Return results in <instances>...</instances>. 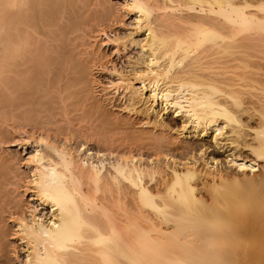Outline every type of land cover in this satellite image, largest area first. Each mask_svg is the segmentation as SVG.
Returning <instances> with one entry per match:
<instances>
[{"label": "bare ground", "instance_id": "obj_1", "mask_svg": "<svg viewBox=\"0 0 264 264\" xmlns=\"http://www.w3.org/2000/svg\"><path fill=\"white\" fill-rule=\"evenodd\" d=\"M114 3L0 0V264L258 260L264 0H124L128 33L110 36ZM99 33L137 47L127 66L107 67ZM107 68L125 116L97 97ZM74 121L102 146L73 148ZM14 129L26 176L1 149Z\"/></svg>", "mask_w": 264, "mask_h": 264}, {"label": "rangeland", "instance_id": "obj_2", "mask_svg": "<svg viewBox=\"0 0 264 264\" xmlns=\"http://www.w3.org/2000/svg\"><path fill=\"white\" fill-rule=\"evenodd\" d=\"M95 1V0H94ZM93 1V2H94ZM110 1H112L115 5H116V7L118 6L117 4H118V2H119V4H121V5H119L122 9H123V4H124V0H110ZM88 2H90V4H92L93 2H91L90 0H88ZM118 6V7H119ZM92 7V6H91ZM93 7H94V5H93ZM117 7V8H118ZM119 7V8H120ZM120 8V10H121V12H120V10L118 11V13H120L118 16H116V18L113 20L114 22H110L111 23V27H113L112 29L113 30H111V27L109 28V30H111V31H109V32H111V33H109L110 34V36H113V35H115L117 32L119 33V34H121V35H124V34H126V33H128L127 31L129 30V27H130V24H131V22H132V19H133V17L131 16L130 17V15L129 16H127V14L125 13V11L124 10H122ZM125 14H126V16H125ZM117 15V14H116ZM123 22H122V21ZM118 22V23H116V22ZM120 21V22H119ZM117 31V32H116ZM113 32V33H112ZM102 33H99V34H97L95 37H96V40L93 38L92 40L94 41L95 40V45L100 49V51H102V53H104V52H107V53H105L107 56L106 57H108V59L107 58H104V61L105 62H107V67L108 68H111L112 67V65L113 64H119L118 66L119 67H121V66H123L124 64H126V66H127V63H128V57L129 56H134L135 55V53L137 52V47L135 46H130V48L128 47V49L125 51V50H121L122 52H119V54H117V52H116V48H115V45L113 46V44H109V43H107V38L105 37V35L104 36H102L101 35ZM106 40V41H105ZM105 42V43H104ZM98 43V44H97ZM114 52V53H113ZM116 52V53H115ZM113 53V54H112ZM127 53V54H126ZM130 53V55H128ZM109 54V55H108ZM117 54V55H116ZM125 55H127V56H125ZM122 56H124L123 58H121ZM105 59H107V60H105ZM114 61V62H112V61ZM109 62V63H108ZM127 62V63H126ZM111 66V67H110ZM125 67V66H124ZM107 68V71H106V69H103V71H102V69L101 70H97L96 72H95V75L97 76H95V78H97L96 80H97V82H98V84H96V86H97V88H95V89H97L96 91H97V97H99V98H101V99H105V104H107V103H109V105L107 104V108L108 107H110L109 109L110 110H112V109H114V110H116V111H119L120 110V108H119V106L118 105H122L123 103H124V101L122 100V96H119L118 97V95H115V94H113V92L114 91H112V90H110V89H106V88H104V87H107L108 86V84L111 82V80L113 81V80H116L115 78V76L114 75H112L111 74V70H109ZM111 74V75H110ZM101 83V84H100ZM99 91V92H98ZM101 91V92H100ZM111 92V93H110ZM113 96V97H112ZM107 97H112V101H109L108 102V99H107ZM121 98V99H120ZM116 101H117V103H116ZM112 103V104H111ZM116 103V104H115ZM119 109H118V108ZM115 108H117V109H115ZM115 111V112H116ZM121 111V110H120ZM117 112V114H120L121 115V117H122V115L123 116H125L126 115V113H124L123 111H121V112ZM168 118H171L170 116H167ZM179 120V119H178ZM177 120V121H178ZM77 123V124H76ZM80 123V124H79ZM73 124H75V125H73L72 126V128L71 129H69L68 131H67V134L68 133H71V134H68V136H69V140H70V143H68V144H70L71 146H73V148H76V146H79L81 143H84V142H86V141H88L90 138H86L87 136H85L83 133H81V132H77V133H72L73 131H72V129L73 130H75V129H78V131L80 130V129H82L81 127L82 126H86L87 127V125L85 124V123H83V122H78V121H74V123ZM83 124V125H82ZM80 127V128H79ZM86 127H84V128H86ZM75 128V129H74ZM83 128V129H84ZM9 129H11L10 127H9ZM11 130H13V129H11ZM84 130H86V129H84ZM83 130V131H84ZM72 131V132H71ZM80 131H82V130H80ZM14 132V134H13V140L15 139L16 141H13L11 138H12V136H11V134ZM11 134L9 133L8 135H9V137H11L10 139L7 137V143L6 142H3L2 143V147L3 148H1L2 150L4 149V148H7L8 150H5V154H6V152L8 151L9 153L11 152V154H12V152H14L15 154H16V158H17V160L19 161V164H21L20 162H22V164L23 165H19L21 168H20V171H21V173L23 174V172H24V174H23V176H26V174H25V172H28L27 171V169H28V167L27 166H25V159L29 156V154H31V152L33 151V148L29 145V146H26V145H23L24 144V142H25V140H23L21 137H25V136H22V134L23 133H20L19 134V136H18V132H17V134L15 133V129H14V131H13ZM74 132H76V130L74 131ZM173 133H175L174 132V130L172 131ZM80 134H81V136H80ZM7 135V136H8ZM23 135H25V134H23ZM75 136H76V139H77V141L76 140H74L75 139ZM83 136V137H82ZM82 137V138H81ZM89 137V136H88ZM116 137H118V135L116 136ZM22 140H21V139ZM74 138V139H73ZM78 138H80L79 140H78ZM17 139H19V140H17ZM9 140H10V142H9ZM72 140H74V141H72ZM84 140V141H83ZM86 140V141H85ZM80 141H82L81 143H79ZM90 142H87V145L89 146V147H92L93 149H94V151H96L97 150V148L98 147H100V145L101 144H95V143H97L96 142V140L95 139H92L91 138V140H89ZM93 141V142H92ZM95 141V142H94ZM69 142V141H68ZM5 143V144H4ZM12 143V144H11ZM21 143V144H20ZM72 144H74V145H72ZM69 145V146H70ZM99 145V146H98ZM8 146V147H7ZM26 146V147H25ZM98 146V147H97ZM102 146V145H101ZM106 147H104V145H103V147H102V149H104V150H106V151H108L107 149H105ZM120 149V148H119ZM10 150V151H9ZM146 151V150H145ZM3 152H4V150H3ZM13 153V154H14ZM14 154V155H15ZM107 154H108V156L110 157V155H109V152H107ZM3 155H4V153H3ZM7 155V154H6ZM19 155V156H18ZM107 156V157H108ZM19 157V158H18ZM20 157L22 158V159H20ZM220 157L221 158H223L224 159V154H221L220 155ZM21 160V161H20ZM24 167V168H23ZM25 168H26V171H25ZM22 169H24V171H22ZM21 190V189H20ZM29 198V197H28ZM31 203H33L34 204V201H32ZM43 212H45L46 211V209H41ZM45 210V211H44ZM12 225H14L13 223H11ZM12 225H10L11 227H12ZM13 228V227H12ZM258 258V260L257 259H255V258H252V257H249V256H247V257H242L241 258V262L242 261H247V262H242L241 264H264V255L263 256H261V257H257ZM260 258V259H259ZM244 259V260H243ZM247 259V260H246ZM249 260V261H248ZM250 260H252V261H250Z\"/></svg>", "mask_w": 264, "mask_h": 264}]
</instances>
